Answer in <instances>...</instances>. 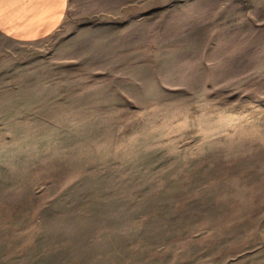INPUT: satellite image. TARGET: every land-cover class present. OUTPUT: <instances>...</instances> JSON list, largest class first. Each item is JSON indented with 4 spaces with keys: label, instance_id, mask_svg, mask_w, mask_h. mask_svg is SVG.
<instances>
[{
    "label": "rangeland",
    "instance_id": "rangeland-1",
    "mask_svg": "<svg viewBox=\"0 0 264 264\" xmlns=\"http://www.w3.org/2000/svg\"><path fill=\"white\" fill-rule=\"evenodd\" d=\"M0 264H264V0L0 34Z\"/></svg>",
    "mask_w": 264,
    "mask_h": 264
},
{
    "label": "crops",
    "instance_id": "crops-1",
    "mask_svg": "<svg viewBox=\"0 0 264 264\" xmlns=\"http://www.w3.org/2000/svg\"><path fill=\"white\" fill-rule=\"evenodd\" d=\"M69 0H0V34L17 42H34L62 24Z\"/></svg>",
    "mask_w": 264,
    "mask_h": 264
}]
</instances>
